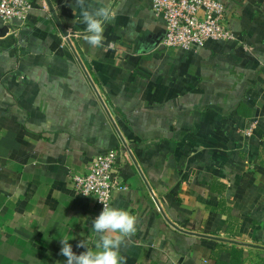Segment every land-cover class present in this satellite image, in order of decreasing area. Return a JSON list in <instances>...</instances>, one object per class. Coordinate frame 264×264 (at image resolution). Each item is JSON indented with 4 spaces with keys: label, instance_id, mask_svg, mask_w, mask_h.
<instances>
[{
    "label": "crops",
    "instance_id": "obj_1",
    "mask_svg": "<svg viewBox=\"0 0 264 264\" xmlns=\"http://www.w3.org/2000/svg\"><path fill=\"white\" fill-rule=\"evenodd\" d=\"M218 1L237 41L163 48L152 0H104L102 48L75 0H32L0 36V264L94 245L100 208L72 176L113 149L126 264H264V0Z\"/></svg>",
    "mask_w": 264,
    "mask_h": 264
},
{
    "label": "built area",
    "instance_id": "obj_2",
    "mask_svg": "<svg viewBox=\"0 0 264 264\" xmlns=\"http://www.w3.org/2000/svg\"><path fill=\"white\" fill-rule=\"evenodd\" d=\"M31 9L32 0H0V19L10 29L15 21L23 24ZM152 10L165 22V35L159 43L163 48L192 50L209 41L238 39L228 24L227 5L218 0H152ZM12 32L17 34V29ZM66 38L69 40V35ZM254 127L255 124L249 127L248 135H252ZM120 153L113 149L99 155L91 162L87 173L72 176L75 194L93 198L100 213L104 207L100 200L112 207L114 194L126 190L118 168Z\"/></svg>",
    "mask_w": 264,
    "mask_h": 264
},
{
    "label": "clouds",
    "instance_id": "obj_3",
    "mask_svg": "<svg viewBox=\"0 0 264 264\" xmlns=\"http://www.w3.org/2000/svg\"><path fill=\"white\" fill-rule=\"evenodd\" d=\"M96 3L101 6L94 7L92 4L86 5L85 0H75V5L81 9L82 22L86 25L84 38L94 49L104 46L105 26L115 19L114 10L104 0H96ZM100 202L104 205L103 210L92 221V228L98 237L94 245L89 247L81 241L77 247H83L86 251L77 255L68 237L60 238V254L66 258L65 264H126L120 247L125 238L136 232V217L127 210Z\"/></svg>",
    "mask_w": 264,
    "mask_h": 264
},
{
    "label": "water",
    "instance_id": "obj_4",
    "mask_svg": "<svg viewBox=\"0 0 264 264\" xmlns=\"http://www.w3.org/2000/svg\"><path fill=\"white\" fill-rule=\"evenodd\" d=\"M63 31L65 32V35H67L65 29L62 27ZM8 32V27L3 28V30L0 31V36H3Z\"/></svg>",
    "mask_w": 264,
    "mask_h": 264
}]
</instances>
